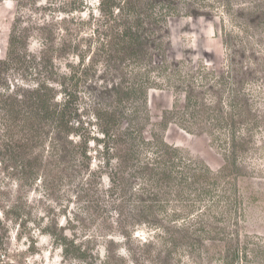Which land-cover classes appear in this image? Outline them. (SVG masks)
Segmentation results:
<instances>
[{"label": "rangeland", "instance_id": "obj_1", "mask_svg": "<svg viewBox=\"0 0 264 264\" xmlns=\"http://www.w3.org/2000/svg\"><path fill=\"white\" fill-rule=\"evenodd\" d=\"M37 89L0 264H264V0H0V92Z\"/></svg>", "mask_w": 264, "mask_h": 264}, {"label": "trees", "instance_id": "obj_2", "mask_svg": "<svg viewBox=\"0 0 264 264\" xmlns=\"http://www.w3.org/2000/svg\"><path fill=\"white\" fill-rule=\"evenodd\" d=\"M41 90H35L29 94L27 100H22L19 96H13L12 94L6 95L5 92H0V98L5 99L4 107H1V113L5 123V133L13 146H17L14 143L18 140V135L14 132V128L19 125V129L28 132H35L36 125L33 124L35 121L46 120L51 115V105L48 103L47 98L44 94H41ZM62 115L61 112L57 113V117ZM33 120V121H32ZM32 121V122H31ZM20 132V131H19ZM10 145H6L11 148ZM177 151V150H175ZM144 168V166L142 167ZM157 176L154 174L150 175L149 178L153 181L156 189H163V183L156 180ZM164 181L171 180L170 174L164 175Z\"/></svg>", "mask_w": 264, "mask_h": 264}]
</instances>
